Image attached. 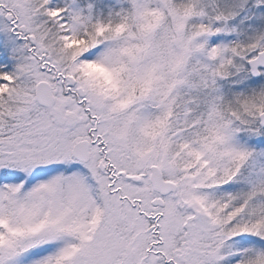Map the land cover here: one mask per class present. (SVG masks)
I'll list each match as a JSON object with an SVG mask.
<instances>
[{
    "label": "snow or ice",
    "instance_id": "1",
    "mask_svg": "<svg viewBox=\"0 0 264 264\" xmlns=\"http://www.w3.org/2000/svg\"><path fill=\"white\" fill-rule=\"evenodd\" d=\"M0 264H264V0H0Z\"/></svg>",
    "mask_w": 264,
    "mask_h": 264
}]
</instances>
